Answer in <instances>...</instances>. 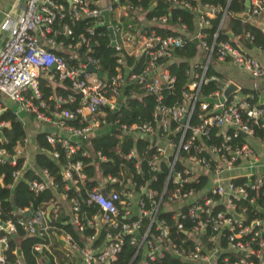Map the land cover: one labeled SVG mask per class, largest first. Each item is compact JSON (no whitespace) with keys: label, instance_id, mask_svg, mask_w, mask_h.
I'll return each instance as SVG.
<instances>
[{"label":"built area","instance_id":"2783aa9c","mask_svg":"<svg viewBox=\"0 0 264 264\" xmlns=\"http://www.w3.org/2000/svg\"><path fill=\"white\" fill-rule=\"evenodd\" d=\"M66 1L70 15L75 21L89 18L94 20L95 24H100L102 23L100 12L106 9L115 42L113 47L117 51L123 49L136 57L144 52L148 56L146 66L140 74H132L126 67L129 72L125 80L124 70L121 72L119 69L108 81H105V77L103 80L97 78L94 73L85 71L86 64L99 69L98 61L89 56L91 47L95 44L90 38L79 35L74 43H64L57 39L59 35L66 37L71 35L68 25L62 22L66 16L64 5L58 0H25L20 11L14 17L6 15L0 25V29L6 32V38L0 48V95L14 102L20 110L38 122L59 121L65 136L45 133L44 139L51 146L59 144L67 154H71L78 149V145L73 143L71 138L86 139L93 130L107 127L108 124L99 109L106 107L113 111L117 99L122 97L120 91L124 82L134 81L145 94L154 96L155 104L152 110L154 123L144 121L140 124H121L120 128L122 132L148 141L144 152L152 149L153 154L147 160V165L151 171H158L164 165L166 176L158 194L147 188V182L136 184L130 179L124 181L122 177H103L106 192L99 186L84 190V198L81 201L96 208L93 213L84 215V212L80 213L78 200L75 197L68 198L65 192L70 185L83 182L82 165L80 161L67 163L61 172V179L66 182L61 197L69 202L67 214L53 202L46 204V207L52 205L48 218L46 207L37 209L25 207L9 211L0 208V264H8V243L10 240H16L19 233L43 240L32 245V250L37 252L50 253V242L47 240H50L51 236L56 240L61 239L62 244L57 241L64 249L63 255L70 264H120L117 262V254L124 236L134 247L124 264H156V260L162 258L164 253L183 262L195 264L261 262L264 239L259 242L257 248H252L250 244L258 236V231H252V228L260 225L259 220H253L250 225L243 224L245 208L237 206L236 203L246 200L254 206L256 213L264 215V174L254 171L258 167V159L252 146L244 141L237 144L233 139L240 132L247 138L257 137L261 149L264 150V104L259 105L252 96L220 101L218 98L222 93H219V89L206 96L209 100L199 98L201 85L215 79L213 76L205 77V70L212 58L223 61L230 57L236 66L242 67L251 77L259 78L264 75L258 61L229 41L218 39V33L227 17L226 9L219 5L199 3L191 7L185 0H166L172 7L189 9L196 15L197 27L192 35L185 33L184 24H179L178 31L191 39H198L202 52V61L191 63L188 79L190 83L186 84L180 100L168 107L161 103V92L172 87L174 78L167 74L162 65H157L156 60L169 57L170 50L181 45L182 37L160 36L153 31L147 33L142 30L145 26L164 24L166 16L152 17L147 24L135 28L133 33L119 26L120 18L126 17L128 12L132 11L130 5H120L118 0H104L103 5H100L98 0ZM248 2L247 13L250 16L264 14V0ZM218 12L220 17L216 31L211 36L210 44H207L200 30L208 24L207 18H213ZM112 15L114 24L110 20ZM136 15L138 18L141 16L139 13ZM130 27V24L126 26ZM88 33H93L91 28H88ZM244 36L251 38L248 33ZM240 37L239 34L236 35L237 39ZM79 46L83 52L81 57L75 52ZM129 47L132 50H128ZM262 51L264 54V50ZM54 52H64L65 57ZM76 59L74 66H68V61ZM81 59L84 60L83 63ZM117 63L121 65V58L117 59ZM52 65L54 68L49 69ZM195 67L200 71L192 70ZM39 78H43L47 84L67 80L70 89L79 95V104L74 112L61 108L65 101L62 96L53 97L54 103L49 108V104L41 97L38 88ZM196 105L201 112L197 115L198 122L191 124ZM1 110L0 104V112ZM183 116L184 120L180 121ZM75 118L76 126L65 123L66 120ZM2 126L3 123L0 122V134ZM213 128L217 129L216 134L221 136L220 142L204 143L202 137L207 136ZM223 128L226 130L221 131ZM228 129H231V133L227 132ZM25 141L23 137L21 143L16 142L11 153L0 148V164L6 163L15 167L18 160H22L20 168L11 172L13 181L22 175ZM50 155L57 158L58 152L52 151ZM81 155L87 157L89 154L82 151ZM97 156L104 160V156L99 153ZM126 157L136 159L135 168L138 173L141 158L134 147L129 150ZM29 170L38 177V180L28 182L30 191L37 193L47 188H56V183L46 169ZM237 170L247 172L232 175L233 171ZM201 176L205 177L201 189L197 190L194 186L188 185H196ZM238 178L242 179L241 182L234 183L233 180ZM12 186L9 184L6 187ZM209 194L216 195L217 199L213 200ZM257 197L262 199L260 203ZM217 205L221 208L214 210ZM27 211H30L28 216L25 215ZM159 212H170L171 217L176 220L173 233L168 227V222L158 217ZM60 213L67 216L60 224L70 225L82 245H79L71 234L50 222L51 217L56 219ZM145 218L147 222L143 223L142 219ZM184 220L190 222V227L183 231L185 237L179 238L177 231L183 229ZM102 227H106L107 230L101 242L94 245ZM85 228H90L94 232L83 235ZM56 231H60V234H56ZM173 234L174 237L171 236ZM247 234L249 238L245 239ZM222 237L225 239V247L220 249L218 242ZM188 241L191 242L190 245H187ZM206 243H214L215 246L209 250ZM223 252L235 253L237 257L232 261L227 256L219 259ZM11 253L15 255L13 263L19 264L21 262L19 251L15 248ZM259 264H263V261Z\"/></svg>","mask_w":264,"mask_h":264},{"label":"trees","instance_id":"16d2710c","mask_svg":"<svg viewBox=\"0 0 264 264\" xmlns=\"http://www.w3.org/2000/svg\"><path fill=\"white\" fill-rule=\"evenodd\" d=\"M65 7L66 16L62 20L63 23H66L71 30V35L68 37L64 35H59L57 39H61L64 43H74L78 40V36L82 35L84 37L90 38L93 44L89 52V56L98 61V68L105 77V81H108L111 77L116 75L118 69L123 72V70L128 67L130 73L140 74L143 68L148 62V56L142 52L137 57L128 54L126 51L121 49L117 51L111 44L109 33L107 28L102 25L94 23V20L89 18H81L77 21L73 20L70 11L68 8V3L66 0H58ZM120 5H130L132 11L128 12L126 17H121L119 26L123 30H129L135 33L134 29L139 28L142 25L136 15L139 13L144 20L147 22L152 17L165 15L166 22L164 24H155L153 26H145L142 30H145L147 33L153 31L155 34L160 36H177L181 35L182 42L179 47L173 48L169 52V57H162L156 60L157 65H162L167 71V74L170 77L174 78V82L171 88H166L162 90V99L161 103L165 106H172L180 100L181 93L186 89V84L189 79V71L191 69V61L195 57H199L198 61H202V55L200 51V42L198 39L189 38L184 33L178 31L179 24H184L185 33L192 35L195 31V19L196 15L192 12H187L185 9L172 7L166 0H118ZM188 1L190 6L193 7L197 3L199 4H208L213 6H221L226 9V14L228 16V22L226 29L229 30L233 36L240 35L241 38L247 43L251 42L252 45L259 47L264 50V33L261 29L254 26L249 22H243L236 15L242 11L244 0H185ZM116 6V4H115ZM135 11V12H134ZM134 12V13H133ZM220 13H216L213 18H207L208 24L201 28L200 32L203 34V39L207 44L211 42V36L216 31L217 24L219 21ZM112 24L115 21L111 18ZM130 24V28L126 26ZM88 28L92 29V34L88 33ZM248 33L251 37L249 40L244 37ZM116 38H117V34ZM72 38V39H70ZM218 39L229 41L231 44L236 46L234 42L228 39L225 31H219ZM78 57L83 55L81 47L75 49ZM57 55L65 57L64 52H54ZM200 54V55H199ZM121 58V65L117 63V59ZM77 62L76 60L68 61V66H74ZM192 70L197 72L200 71L199 68L195 67ZM218 77L209 65L205 70V77ZM57 86L47 84L43 78L38 79V88L41 93L42 99L49 104V108L53 105V97L71 95L73 100L62 103L61 108L68 109L70 111L75 110L79 104V95L73 92L70 89V84L67 80H63L57 83ZM218 90V87L212 81H207L203 83L200 87L199 98H205L209 93ZM122 96V102L119 109L116 112L107 109L106 107H101L99 112L104 116L107 124L108 131L103 134H95L91 136L88 140L82 139L78 149L73 153L67 154L63 147H60L59 144L54 146L49 145L45 139L44 134L40 133L36 136V144L39 148V151L34 156V164L39 169H46L49 175L52 177L53 182L56 183V188L54 191L47 188L37 193H34L29 190L28 182L31 180H38V177L29 169L23 170L22 175L16 181H13L11 178V172L14 169L20 168L22 165V160L19 159L15 167H11L8 164H0V208L4 211H9L10 209H18L30 207L32 209H37L39 207H46V204L49 202L55 201V194L62 193L63 187L66 185L65 181L61 179L62 168L65 167L67 163L80 161L81 162V172L84 175L82 183H75L68 187L67 197H75L78 200L80 213L84 212V215H89L93 213L96 208L91 205H85L83 201L84 190L90 189L94 186H98L99 180H97V174L99 176L106 177H116L123 178L124 181L127 179L133 180L136 184H145L147 182V188H150L157 192L161 191L163 181L166 176V168L164 165L158 171H151L147 165V160L153 154V150H145V146L148 145V141L145 138H135L133 135L127 132H122L120 125L126 124L130 125L132 123L140 124L144 121H149L152 124L154 123L152 117V110L155 104L154 96L145 94L140 88L139 85L134 81L126 80L124 86L120 91ZM51 97V98H50ZM201 111L196 105L193 110L191 117V124H196L198 122L197 115ZM0 122L5 123L6 125L2 126L0 134V148L5 149L8 153L12 152V147L16 142L21 143L22 138L24 137L22 124L18 121L11 110H7L4 113L0 114ZM68 125H77V119L66 120ZM217 129L213 128L209 131L207 136L202 137V141L206 144L218 143L221 140V136L216 134ZM228 133H231V129H228ZM259 133V132H258ZM233 141L237 144L243 142V137L241 134L237 135ZM88 143L89 147H86L85 144ZM134 147L138 157L141 158L139 163V172L137 173L135 168L136 159L133 157L127 158L126 155L129 150ZM57 151L58 157L52 158L51 152ZM82 151H86L89 155L87 157L81 155ZM99 153L101 156H104V160H100L97 156ZM242 179H234V183H240ZM205 177H199V182L196 185L188 184L194 186L195 189H201L204 186ZM13 185L11 188L6 187L7 185ZM186 185V186H188ZM170 184H168L169 188ZM209 196L216 200V195ZM257 201L260 203L261 198L257 197ZM147 204V203H146ZM239 207H244V222L245 225H250L253 220H261L264 218L262 213H256L254 211V206L246 200H240L236 203ZM148 207V205H147ZM221 206H215L214 210L220 209ZM66 215L63 213L58 214L56 219L51 217V223L59 226L63 231L68 232L72 235L74 240L77 241L79 245H82V242L79 240L78 235L75 230L70 225H61L60 221L66 219ZM159 218H163L168 222V227L170 231H174V223L176 220L171 217L170 212H159ZM143 223H146L147 220L142 219ZM183 229L177 231V236L185 237L183 231H187L190 227V222L188 220L182 221ZM107 230L106 227L99 229V235L94 245H98ZM258 231V236L251 241L252 248H257L261 240L264 239V229L261 226H254L252 231ZM94 231L90 228H85L83 235H89ZM56 234H60V231H56ZM207 234V232H206ZM205 234V235H206ZM225 234V232H224ZM16 240H10L8 243V264H14L13 259L15 255L11 253L13 249L19 251V257L21 262L19 264H37L39 262H45V259L48 260V263L55 264H70V261L63 255L64 249L61 247L59 242L54 237H50V253L47 251L37 252L32 250V245L36 242H42L43 240L37 237H26L19 233ZM171 236H175L174 234ZM249 238V234L245 236V239ZM205 242V239H204ZM190 241L187 242V245H190ZM186 245V247H188ZM214 243H206V248L212 250L214 248ZM218 247L220 249L225 247V239L222 237L218 242ZM134 247L131 246L127 237H123V242L121 244L120 250L117 254V262L124 264L128 261L131 256ZM264 255V247L262 249ZM227 256L230 261L234 260L237 257V254L232 252H223L220 254V257ZM264 257V256H263ZM264 264V259H262ZM261 261V262H262ZM259 262V263H261ZM156 264H195L183 262L168 253H164L162 258L157 259ZM258 263V264H259ZM72 264V263H71Z\"/></svg>","mask_w":264,"mask_h":264},{"label":"crops","instance_id":"0c3cea01","mask_svg":"<svg viewBox=\"0 0 264 264\" xmlns=\"http://www.w3.org/2000/svg\"><path fill=\"white\" fill-rule=\"evenodd\" d=\"M25 0H0V25L3 21V19L6 17V15H11L12 17L17 14L24 3ZM100 5L104 4V0H98ZM244 4V3H243ZM244 7V6H243ZM243 10V8H242ZM242 12V11H241ZM240 12V13H241ZM114 18V15H112V19ZM139 21L142 25L147 24V22L144 20L142 16H140ZM228 16L226 17L222 31H225V33L230 32L226 29L227 22H228ZM241 19V18H240ZM111 20V16H110ZM243 22H249L253 24L254 26L261 29L264 33V14H260L259 16L253 17L248 14L247 20L241 19ZM196 22V20H195ZM195 24V30H196V23ZM231 33V32H230ZM227 35V34H226ZM228 36V35H227ZM245 37V36H244ZM6 38V32L0 29V48ZM249 40L248 37H245ZM228 39L234 42V44L245 54L252 57L256 61H258L259 65L264 71V54L262 49H260L257 46H254L251 44L250 40L247 43V41L243 40L241 37L240 39H237L236 36H233L231 33V36H228ZM128 50H132V48H127ZM200 55V54H199ZM202 55V52H201ZM199 60V57H195L191 63H195ZM210 69L218 75V77H214L217 81L228 83L231 82L236 86V90L231 94L229 99L233 98H244L247 96L254 97V100L259 104H264V75L259 78L251 77L247 71H245L242 67L236 66L232 61L231 58H226L223 61H218L215 58H212V60L209 63ZM58 82L52 83L51 85L57 86ZM216 84V83H215ZM218 86V83L216 84ZM219 93H222V90L218 88ZM59 96V95H57ZM56 97V96H55ZM65 98L64 103L72 101L73 96L71 95H65L62 96ZM51 98V97H50ZM206 98V97H205ZM220 97L218 98V100ZM206 100H209L206 98ZM212 102H214L213 99H210ZM217 100V101H218ZM0 104L2 107V110L0 114L4 113L7 110H11L15 118L21 122L24 138H25V145H24V163H23V170L32 169L38 171L39 168L34 164V156L39 151V148L36 144V136L40 133H54L56 135L64 137V133L60 128L59 121L53 120L49 123H42L36 121L31 115L25 113L24 111L20 110L18 106L6 99L5 97H2L0 95ZM3 123V122H2ZM6 125L3 123V126ZM224 127H231V126H224ZM108 127H99L92 132H90L89 136L85 139L88 140L91 136L95 134H103L108 131ZM226 128L221 129V131H225ZM243 137V141L247 142L252 146L254 149L255 156L258 159V167L254 170L257 173H263L264 174V150L260 147V141L257 139V137ZM72 142L76 145H80L82 139L80 138H71ZM86 147H89L88 143L85 144ZM247 171L243 170H237L233 171L232 175H242L246 173ZM97 180H99L98 186L103 189V191H107L106 186L104 185V179L97 174ZM226 181V179H223ZM54 191V189H52ZM61 194H55V201H53L54 204H57L66 214L69 211L68 207V200L63 199L61 197ZM48 206V205H47ZM261 228L264 229V218L259 220Z\"/></svg>","mask_w":264,"mask_h":264},{"label":"water","instance_id":"95a60500","mask_svg":"<svg viewBox=\"0 0 264 264\" xmlns=\"http://www.w3.org/2000/svg\"><path fill=\"white\" fill-rule=\"evenodd\" d=\"M248 5H249L248 0H244V7H243L242 12H241V13H238V14L236 15L238 18H241V19H243V20H247V18H248V13H247ZM185 10H186L187 12H190L189 9H185ZM100 15L102 16V23H100V24H98V25H102V26H105V27L107 28V31H108V33H109V38H110V40H111V41H110V44H111L112 46H114L115 42H114V40H113V32H112V28H111L110 21H109V13H108V11H107L106 9H103V10H101ZM59 30H60V29H59ZM226 34H227L229 37L231 36V33H230V32H227ZM228 58H230V57H228ZM81 62L83 63L84 60L81 59ZM53 68H54L53 65L49 67V69H53ZM85 71H86V72H89V73H94V74L97 76V78H99V79H101V80L104 79V76H103L102 72H101L99 69H96V68H95L93 65H91V64H86V65H85ZM128 72H129V69H128V68H125V69H124V72H123V80L126 79V76H127ZM211 81H212L213 83H216V84L218 83L219 88L222 90V95H221V97H220V101H222L223 99H228V98L231 96V94L237 89L236 86H235L233 83H231V82H228V83L225 84V83H223V82L217 81L216 79H213V80H211ZM187 83L189 84V83H190V80H188ZM121 100H122V97H119V98L117 99V103H116V105H115V107H114V109H113L114 112H116L117 109L119 108L120 103H121ZM183 120H184V116L180 119V121H183ZM240 134H241L242 136L245 135V134L242 133V132H240ZM169 136H170V135H168V137H169ZM51 208H52V205H51V204H49V205L46 207V217H47V218L49 217V211H50ZM29 214H30V211L25 212V215H26V216H28ZM254 225H255V223H254ZM57 240H58L61 244L63 243L61 239L58 238ZM263 256H264V255H262V259H264ZM45 262L48 263V260L45 259Z\"/></svg>","mask_w":264,"mask_h":264},{"label":"rangeland","instance_id":"374dc122","mask_svg":"<svg viewBox=\"0 0 264 264\" xmlns=\"http://www.w3.org/2000/svg\"><path fill=\"white\" fill-rule=\"evenodd\" d=\"M6 98V97H5ZM7 99V98H6Z\"/></svg>","mask_w":264,"mask_h":264}]
</instances>
